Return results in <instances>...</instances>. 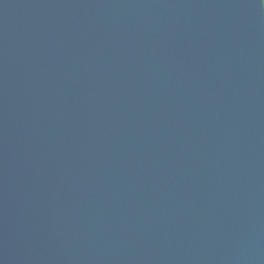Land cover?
Returning a JSON list of instances; mask_svg holds the SVG:
<instances>
[{
  "label": "water",
  "instance_id": "water-1",
  "mask_svg": "<svg viewBox=\"0 0 264 264\" xmlns=\"http://www.w3.org/2000/svg\"><path fill=\"white\" fill-rule=\"evenodd\" d=\"M0 264H264V0H0Z\"/></svg>",
  "mask_w": 264,
  "mask_h": 264
}]
</instances>
